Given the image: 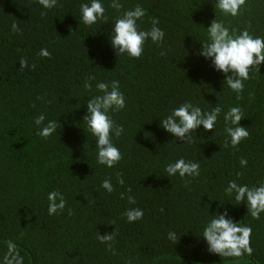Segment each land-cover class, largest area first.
I'll list each match as a JSON object with an SVG mask.
<instances>
[{
	"label": "trees",
	"instance_id": "1",
	"mask_svg": "<svg viewBox=\"0 0 264 264\" xmlns=\"http://www.w3.org/2000/svg\"><path fill=\"white\" fill-rule=\"evenodd\" d=\"M84 2L57 0L45 9L39 0H0V259L13 242L24 264H264V213L253 218L225 192L231 180L264 184V65L250 71L238 96L198 55L217 15L213 0H103L106 18L92 26L79 20ZM136 5L145 10L139 27L150 30L158 19L164 39L148 40L139 58L117 55L109 42L112 22ZM217 12L230 31L264 36V0H245L236 17ZM45 48L50 57L40 55ZM22 58L29 67L21 68ZM112 80L120 82L126 107L110 112L123 132L112 137L122 159L109 168L97 162L96 137L83 118L88 98L103 94L96 83ZM186 101L222 112L213 130L201 126L184 142L160 119ZM231 107L242 109L240 124L249 131L236 147L225 131ZM41 114L45 124L59 125L48 138L37 134ZM179 158L198 162L199 176L169 177L166 166ZM105 179L111 193L102 187ZM51 191L66 200L54 215ZM135 207L144 216L130 223L124 213ZM225 208L252 228L251 253L224 257L208 250L203 227L210 213ZM107 234L114 239L101 242Z\"/></svg>",
	"mask_w": 264,
	"mask_h": 264
},
{
	"label": "clouds",
	"instance_id": "2",
	"mask_svg": "<svg viewBox=\"0 0 264 264\" xmlns=\"http://www.w3.org/2000/svg\"><path fill=\"white\" fill-rule=\"evenodd\" d=\"M45 9H52L56 6L57 0H39ZM245 0H213L217 13L216 18L207 27V41L202 42V48L198 55L206 60H210L214 69L224 74V84L233 92L240 93L244 90V81L250 78V71L260 72L264 65V36H257L244 29L239 33L230 31L229 27L220 21L217 9L224 15L236 17L240 14L241 7ZM113 8L120 9L122 5L113 2ZM106 8L103 0H88L80 5V22L86 26H92L98 21L105 19ZM145 10L136 5L134 8L126 10L122 15L117 16L112 22L109 33L111 48L117 55L127 54L130 57L139 58L144 52L145 43L151 40L159 43L164 39L165 32L158 26L159 20H152L150 30H142L138 22L144 17ZM12 30L18 31V25L13 24ZM40 55L50 57L51 53L45 48ZM21 68L29 67L26 59L20 60ZM32 67H35L32 65ZM85 83L86 88H91L90 81L95 80V76L88 78ZM96 88L102 95L88 98L87 112L83 121L87 124V130L96 137L97 162L109 168L113 167L122 159L120 149L113 143V135L119 137L123 132V127L118 126L113 120L110 112L119 111L126 107V97L121 91L120 82L112 80L110 82L99 81ZM221 107L217 106L211 111H205L201 107L191 102H184L178 107H174L170 114L160 119L161 128L174 137L187 142L191 139V133L203 126L205 131L213 130L220 113ZM244 119L243 111L240 107H231L224 113V120L227 126L225 131L230 138L232 147H236L240 142L249 136L246 127L240 122ZM44 114L35 118V125L38 126L37 134L43 138H48L58 130V123L49 120L45 124ZM227 146V143L225 144ZM241 165L246 166L247 160L241 159ZM200 164L196 161H189L179 158L173 163H169L165 171L168 176L197 177L200 174ZM120 184L124 183L121 178ZM102 187L111 193L114 190L110 179L102 182ZM131 192V189H129ZM226 194L235 201V204L244 203L248 212L253 218L259 219L264 213V184L249 187L247 184H238L236 180L228 182L225 188ZM49 201L48 213L54 215L66 207V200L59 191H51L47 197ZM130 204H135V198L128 196ZM223 205V204H221ZM124 215L128 221L135 222L143 218L144 211L139 207L129 208ZM211 218L203 227L202 238L208 245V250L212 253L224 257H239L244 252L251 253L250 237L252 228L241 226L231 217L227 208L223 211L219 209L215 214L210 213ZM101 242L112 241V234L100 235ZM169 239L175 241L176 233L170 232ZM111 250L112 245L109 244ZM0 264H24L23 257L17 251V246L13 242H8L7 253L0 259Z\"/></svg>",
	"mask_w": 264,
	"mask_h": 264
}]
</instances>
